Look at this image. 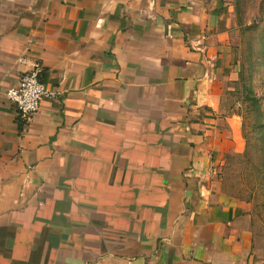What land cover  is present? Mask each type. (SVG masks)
Masks as SVG:
<instances>
[{"label": "crops", "instance_id": "obj_1", "mask_svg": "<svg viewBox=\"0 0 264 264\" xmlns=\"http://www.w3.org/2000/svg\"><path fill=\"white\" fill-rule=\"evenodd\" d=\"M231 0H0V264H247ZM32 61L54 95L5 91Z\"/></svg>", "mask_w": 264, "mask_h": 264}, {"label": "rangeland", "instance_id": "obj_2", "mask_svg": "<svg viewBox=\"0 0 264 264\" xmlns=\"http://www.w3.org/2000/svg\"><path fill=\"white\" fill-rule=\"evenodd\" d=\"M237 77L225 96L224 114L237 118L242 148L222 164L221 188L247 205L253 239L250 261L264 264V0H231Z\"/></svg>", "mask_w": 264, "mask_h": 264}, {"label": "built area", "instance_id": "obj_3", "mask_svg": "<svg viewBox=\"0 0 264 264\" xmlns=\"http://www.w3.org/2000/svg\"><path fill=\"white\" fill-rule=\"evenodd\" d=\"M42 72V65L38 61H32L29 68L19 75L17 84L5 91L17 118L23 122H28L37 112L43 96L54 95L53 90L45 88Z\"/></svg>", "mask_w": 264, "mask_h": 264}]
</instances>
